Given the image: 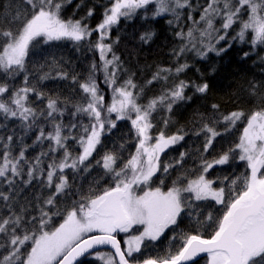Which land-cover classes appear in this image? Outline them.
Returning a JSON list of instances; mask_svg holds the SVG:
<instances>
[{
    "label": "snow or ice",
    "instance_id": "obj_1",
    "mask_svg": "<svg viewBox=\"0 0 264 264\" xmlns=\"http://www.w3.org/2000/svg\"><path fill=\"white\" fill-rule=\"evenodd\" d=\"M72 3L0 0V264H264V84L169 130L210 90L183 78L190 55L247 44L264 65V0H109L95 27ZM140 20L142 44L161 20L176 42L142 83L112 37ZM64 42L94 54L86 74Z\"/></svg>",
    "mask_w": 264,
    "mask_h": 264
},
{
    "label": "trees",
    "instance_id": "obj_2",
    "mask_svg": "<svg viewBox=\"0 0 264 264\" xmlns=\"http://www.w3.org/2000/svg\"><path fill=\"white\" fill-rule=\"evenodd\" d=\"M4 2L6 3L7 0ZM108 2L109 0H73V3L67 7L65 15L72 16L73 11H76L75 5L78 3H82L83 6L76 11V18L85 15L89 7L95 6V15L88 21L92 27H95L101 20L103 5ZM142 26H146L143 20L132 23L122 21L120 30L113 29L112 32L113 39L117 36L120 37V43L116 46V50L129 67L136 71L135 79L138 83L150 78L157 65H172L171 49L176 43L166 21L161 20L158 24L152 25L153 30L157 33L154 40L150 44H142L138 39V34L143 30ZM93 39H95V34ZM49 50L62 55L66 61H71L72 67L81 75L87 73L90 62L96 58L92 52L87 50L75 51L70 42L51 46ZM248 50L249 45L247 44H235L222 58L212 57L209 61H199L191 55L188 57V62L192 67L183 74V78L195 82L207 81L210 90L206 97L196 95L190 105L174 110L175 123L170 126V131H175L179 125L191 128L194 113L197 110L206 111L213 102L219 103L224 111L235 109L237 105L245 109L249 107L247 90L252 81L264 84V65H261L254 55L245 59L243 54ZM36 58L33 57V59ZM66 84L67 82L64 81L48 82L49 87H53L65 95L70 91L63 87ZM156 90L158 88L153 89V91ZM148 94L151 95V92ZM189 94H191V90H189ZM109 97L110 94L106 95V99ZM121 124L127 126L126 122H121ZM195 140V137L189 139L188 145L191 146ZM221 143L223 144L225 141L222 140ZM201 264H204L203 260H201Z\"/></svg>",
    "mask_w": 264,
    "mask_h": 264
}]
</instances>
